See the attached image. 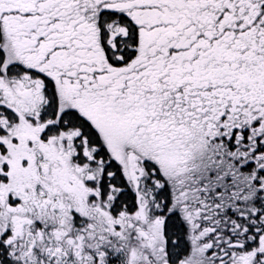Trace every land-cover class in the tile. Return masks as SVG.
I'll return each instance as SVG.
<instances>
[{
    "label": "snow or ice",
    "instance_id": "snow-or-ice-1",
    "mask_svg": "<svg viewBox=\"0 0 264 264\" xmlns=\"http://www.w3.org/2000/svg\"><path fill=\"white\" fill-rule=\"evenodd\" d=\"M0 264H264V0H0Z\"/></svg>",
    "mask_w": 264,
    "mask_h": 264
},
{
    "label": "trees",
    "instance_id": "trees-1",
    "mask_svg": "<svg viewBox=\"0 0 264 264\" xmlns=\"http://www.w3.org/2000/svg\"><path fill=\"white\" fill-rule=\"evenodd\" d=\"M240 171L241 172H244V171H246L245 169H240ZM169 195H172V190L170 189V191H169ZM233 210H237V209H235V207L233 206Z\"/></svg>",
    "mask_w": 264,
    "mask_h": 264
},
{
    "label": "rangeland",
    "instance_id": "rangeland-1",
    "mask_svg": "<svg viewBox=\"0 0 264 264\" xmlns=\"http://www.w3.org/2000/svg\"><path fill=\"white\" fill-rule=\"evenodd\" d=\"M245 178H247V177H245ZM171 190H172V194H173V192H174V190H175V185H174V183H173V185H172Z\"/></svg>",
    "mask_w": 264,
    "mask_h": 264
}]
</instances>
